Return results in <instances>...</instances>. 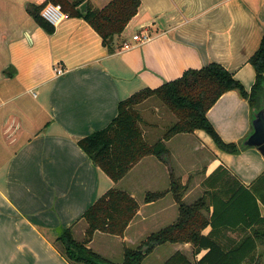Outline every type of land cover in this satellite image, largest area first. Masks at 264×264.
<instances>
[{"label":"crops","instance_id":"0c3cea01","mask_svg":"<svg viewBox=\"0 0 264 264\" xmlns=\"http://www.w3.org/2000/svg\"><path fill=\"white\" fill-rule=\"evenodd\" d=\"M45 1L0 0V264H70L56 242L60 230L73 226L76 240L83 241L82 215L114 188L128 192L140 207L124 237L95 233L89 246L101 256L99 236L104 243L114 238L130 247L175 223L179 207L171 193L145 203L147 192L170 188L167 165L145 157L115 183L78 141L107 127L122 100L212 62L250 91L256 72L249 59L264 34V0H141L140 11L116 41H129L133 48L110 54L84 19L67 13L48 34L27 12L28 4ZM84 1L102 9L112 0ZM137 34L149 39L137 43L132 40ZM57 66L65 74L56 75ZM252 110L237 91H229L208 112L222 140L240 148L238 154L220 149L202 130L166 142L174 174L186 186L184 202L206 195L211 203L206 216L214 210L216 192L230 190L218 192L224 200L244 194L264 174L262 154L241 146L252 132ZM258 203L264 217V205ZM234 229L224 241L253 236L254 228L243 222ZM256 243L252 256L264 264V240ZM160 246L171 247L164 263L177 252L191 251L194 261L205 254L196 255L192 244Z\"/></svg>","mask_w":264,"mask_h":264},{"label":"trees","instance_id":"16d2710c","mask_svg":"<svg viewBox=\"0 0 264 264\" xmlns=\"http://www.w3.org/2000/svg\"><path fill=\"white\" fill-rule=\"evenodd\" d=\"M84 0H47L41 5L28 4L27 12L48 34L55 26L42 17L43 9L50 3L62 6L69 17L84 19L102 38L104 47L110 54L121 49L117 44L130 21L141 9V0H112L102 9L89 7L86 14L79 10ZM256 72L255 83L250 91L238 81L224 66L210 63L198 70H188L182 77L166 82L156 89L145 88L122 100L118 114L104 129L94 131L78 141L80 148L89 156L94 165L100 168L112 181L120 182L143 158L154 156L168 166L170 188L164 191L147 192L145 203H153L171 193L179 207L178 219L148 237L145 246L147 254L140 249L125 247L122 264H142L145 257L157 246L165 244H192L196 255L205 252L201 259L191 262L177 252L164 264H262L261 257L252 256L257 248L256 240H264V217L258 200L264 205V174L260 175L244 194L217 195L214 210L209 211L210 200L203 195L193 204L184 202L186 186L175 176L171 167L170 151L166 142L179 134H192L205 131L216 145L231 154H238L240 148L235 143L222 140L208 118V112L218 100L229 91H237L256 108L264 99V34L259 49L249 59ZM9 76V75H7ZM158 98L178 121L167 129L163 137L149 144L141 128L142 117L137 107L150 98ZM227 194L230 190L220 191ZM225 196V195H223ZM139 204L128 192L110 189L103 194L83 215L87 224L83 241L76 240L73 226L62 228L56 240L60 244L62 256L70 264H112L94 251L89 244L96 232L124 237L127 228L139 211ZM244 223L253 227V238L238 243L237 240L224 241L235 226ZM209 227L212 230L205 234ZM252 238V239H251Z\"/></svg>","mask_w":264,"mask_h":264},{"label":"rangeland","instance_id":"374dc122","mask_svg":"<svg viewBox=\"0 0 264 264\" xmlns=\"http://www.w3.org/2000/svg\"><path fill=\"white\" fill-rule=\"evenodd\" d=\"M139 111L142 122L141 128L143 130L144 136L146 141L150 144H154L159 139H161L167 129L173 126L177 121V117L174 113H172L158 98L153 97L144 102L143 104L137 107ZM219 134V133H218ZM221 137V136H220ZM222 138V137H221ZM189 166L192 164L190 163L189 159ZM193 160L191 162H202L203 159H190ZM238 159L234 160V165L238 167ZM237 162V163H236ZM166 167V166H164ZM201 168V167H200ZM200 168H195L196 171ZM235 169V168H234ZM128 183V181H127ZM140 186V185H139ZM141 187V186H140ZM186 193V192H185ZM201 192L198 191L195 193L194 197L199 196ZM185 195V194H184ZM141 198L142 196L139 195ZM155 228V227H154ZM130 238L133 239V236L130 234ZM148 239H143V241H139L136 244L130 246V249H143L145 243ZM119 239L107 240V243H104L103 238L100 236L97 238V245L102 247L103 257L106 258L112 264H122L124 258V251L121 252L120 246L124 245L128 247L127 244H123V242H119ZM124 247V249H125ZM171 247L165 248L163 246L155 247L147 257L143 260L142 264H164V260H166V253L170 250ZM181 253V252H180ZM183 254V253H182ZM184 255V254H183ZM186 256L191 262L195 263L194 258L192 256L191 251L184 255ZM167 262V261H165Z\"/></svg>","mask_w":264,"mask_h":264},{"label":"water","instance_id":"95a60500","mask_svg":"<svg viewBox=\"0 0 264 264\" xmlns=\"http://www.w3.org/2000/svg\"><path fill=\"white\" fill-rule=\"evenodd\" d=\"M88 2L84 1L79 10L82 14L88 12ZM243 148H256L264 157V99L261 100L260 105L252 110V132L244 139L241 145ZM148 246L141 249L143 255L147 254Z\"/></svg>","mask_w":264,"mask_h":264},{"label":"built area","instance_id":"2783aa9c","mask_svg":"<svg viewBox=\"0 0 264 264\" xmlns=\"http://www.w3.org/2000/svg\"><path fill=\"white\" fill-rule=\"evenodd\" d=\"M42 17L51 25L57 26L59 25L66 17L67 15L64 13L62 6L59 4H48L42 11ZM149 39L148 36H141L140 34L134 35L132 37L133 41H136L137 43H143L144 41H147ZM133 45L129 41H126L123 43L121 47V51L132 49ZM56 75L61 76L65 74V69L57 66L55 67Z\"/></svg>","mask_w":264,"mask_h":264}]
</instances>
